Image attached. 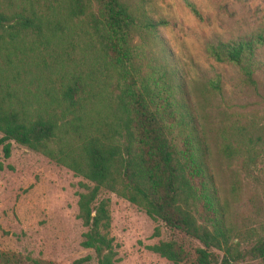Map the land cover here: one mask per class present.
<instances>
[{"label": "trees", "instance_id": "1", "mask_svg": "<svg viewBox=\"0 0 264 264\" xmlns=\"http://www.w3.org/2000/svg\"><path fill=\"white\" fill-rule=\"evenodd\" d=\"M144 6L145 0H0L2 156L9 157L13 142L90 184H81L76 217L85 228L80 245L95 264L117 262L106 194L198 242L192 260L173 240L147 247L172 264L264 261V231L238 229L227 218L182 84L161 63L165 56L152 51L164 21ZM263 43L264 16L253 33L207 42L204 51L255 87V52ZM204 84L221 91L218 75ZM219 151L253 165L264 154V128L221 132ZM0 262L18 260L0 253Z\"/></svg>", "mask_w": 264, "mask_h": 264}, {"label": "rangeland", "instance_id": "2", "mask_svg": "<svg viewBox=\"0 0 264 264\" xmlns=\"http://www.w3.org/2000/svg\"><path fill=\"white\" fill-rule=\"evenodd\" d=\"M186 1L194 6L196 15L184 0H145L148 14L164 21L157 27L159 41L152 51L165 56L161 63L168 66L174 82L182 84L203 135L207 165L228 220L238 229L253 228L262 235L264 154L253 165L242 167L239 158L228 159L220 153L219 139L231 127L250 124L264 128V43L255 52V87L244 84L233 66L210 59L204 46L253 33L264 16V0ZM217 75L221 91L215 93L204 83ZM0 164V253L17 259V264H95L91 250L80 245L85 228L76 217L77 194L84 191L81 184H90L13 142L8 158L0 150ZM106 196L109 233L117 244L115 264H172L147 249L171 240L192 260L195 248L200 247L197 241L150 220L113 194ZM236 264L264 261L245 258Z\"/></svg>", "mask_w": 264, "mask_h": 264}]
</instances>
